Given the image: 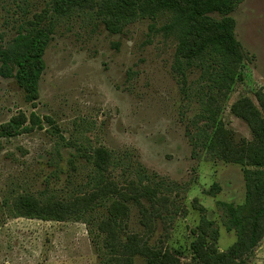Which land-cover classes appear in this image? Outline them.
<instances>
[{
    "label": "rangeland",
    "instance_id": "obj_1",
    "mask_svg": "<svg viewBox=\"0 0 264 264\" xmlns=\"http://www.w3.org/2000/svg\"><path fill=\"white\" fill-rule=\"evenodd\" d=\"M54 8L53 0H0V46L34 27L52 31L34 102L13 78L0 76V126L22 115L26 127L0 138V264H108L97 225L109 219V201L62 222L29 219L19 209L20 198L71 202L97 188L100 148L110 154L104 175L119 188L132 192L133 183L140 193L155 191L141 206L129 203L127 233L170 249L179 264H203L192 250L200 228L209 245L226 252L236 233L224 205L246 202L242 167L201 145L208 115L200 88L208 81L200 70L183 81L172 70L173 38L161 29L166 19L137 20L111 34L96 5L63 15ZM233 18L248 59L241 80L216 104L218 120L240 143L252 136L232 114L233 103L248 98L264 118V0H242ZM235 262L264 264V236Z\"/></svg>",
    "mask_w": 264,
    "mask_h": 264
},
{
    "label": "trees",
    "instance_id": "obj_2",
    "mask_svg": "<svg viewBox=\"0 0 264 264\" xmlns=\"http://www.w3.org/2000/svg\"><path fill=\"white\" fill-rule=\"evenodd\" d=\"M242 0H53L56 14L63 15L75 9L97 6L101 23L111 34H119L137 20H156L164 17L162 31L174 42L172 70L181 80L194 70L205 75L207 85L200 88L207 94L205 101L207 122L200 132L201 145L211 155L224 163L242 167L246 186V202L243 206L224 205L228 229L236 233V242L226 252H218L206 242V232L200 233L192 244L194 258L203 264H237L239 258L264 236V118L260 110L248 98H242L231 107L232 114L249 128L252 139L236 143L233 133L227 131L218 120L217 100L224 99L232 85L241 80L238 73L247 54L235 36L233 13ZM52 31L34 27L18 34L6 45L0 46V76L13 78L23 91L27 102L38 98V80L44 68L43 56L51 40ZM261 109L264 100L258 96ZM22 115L0 126V138H12L25 131ZM93 164L97 169L94 179L98 186L93 191L77 196L71 202H37L32 198H20L22 216L29 219L67 221L89 216L96 201L106 200L109 219L97 225L104 235L102 246L108 252V264H135L142 259L145 264H179L175 252L168 248L150 245L148 239L127 233L125 219L129 203L141 206L140 199L154 195V189L143 187L140 193L133 183L132 192L119 188L109 179L106 165L109 151H95ZM151 199H148V201ZM93 220L88 217V223ZM197 234V233H196Z\"/></svg>",
    "mask_w": 264,
    "mask_h": 264
}]
</instances>
